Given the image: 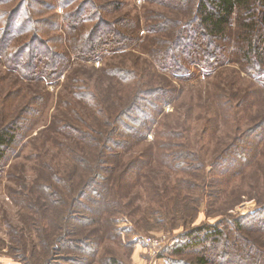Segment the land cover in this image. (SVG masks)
I'll list each match as a JSON object with an SVG mask.
<instances>
[{
    "label": "rangeland",
    "instance_id": "obj_1",
    "mask_svg": "<svg viewBox=\"0 0 264 264\" xmlns=\"http://www.w3.org/2000/svg\"><path fill=\"white\" fill-rule=\"evenodd\" d=\"M196 3L0 0V128L17 130L0 164V264L190 262L195 251L166 249L204 226L221 231L203 250L207 264H264V53L242 59L250 39L237 37L235 22L214 43L217 61L168 52L177 31L184 40L196 32ZM99 22L124 40L77 56ZM86 94L102 101L101 113L121 105L130 114L68 220L89 150L79 135L99 125Z\"/></svg>",
    "mask_w": 264,
    "mask_h": 264
},
{
    "label": "trees",
    "instance_id": "obj_2",
    "mask_svg": "<svg viewBox=\"0 0 264 264\" xmlns=\"http://www.w3.org/2000/svg\"><path fill=\"white\" fill-rule=\"evenodd\" d=\"M257 11L259 13H257ZM193 15L196 31L194 35L191 37L188 36V40H184L185 35L183 31L180 30L179 33L177 31L172 38L173 40L171 41L168 52L175 50L181 54L179 55L175 52L177 55L180 57L183 56L185 59H187V55L185 54L188 52L189 55L197 57V62L201 61L199 58L204 59V56H206L205 58L208 60L217 61L223 54H216L213 47L214 43L217 42V40L222 42V39L226 36V31L228 30L230 32L235 22L238 31L237 37H239V39L245 37L250 39V41H246L247 46L244 47L242 59L248 63L251 62L252 58L256 63L260 62L264 53V48L262 47L263 41L260 37L261 34H264L263 31H260L262 26H264V0H197ZM105 25L99 22L86 38L78 44L76 48L77 56L86 58V60L93 59L97 53L107 50L106 47L109 45L108 42L112 41L119 45L120 40H124V37L117 34L116 30L108 28L106 23ZM75 27V18L70 19V21L65 19V28L67 30H74ZM259 38L260 40H258ZM198 41L203 43V45H199ZM32 49L35 57H45L44 54L46 51L39 50L35 45ZM117 78V81L121 84H130L131 79H126V76L118 77L117 75ZM85 97L87 100H90V106L94 109L89 111L88 114H91L90 117L94 115L92 120H95L99 125L93 127L91 121L88 122L86 132L79 135L82 140L88 142L89 150L87 151L88 156L86 158H84V155L80 157V167L78 170H80V172L84 170L81 175L82 179L79 184L71 185V190H69V204L67 210L70 205L72 207L67 216L68 220H72L71 218H73L72 210L76 202L82 196V190L92 183H97V174L101 168L100 166L103 164L102 158L106 156L108 152L107 148L108 144L111 143V136L119 126H122V122L129 118L130 114L128 113L130 110L129 107L126 108L121 105H116V111L106 107L104 112L101 113V107L103 106L102 101L97 96L93 97L91 94H86ZM134 102H136V100L134 101L133 99L131 102L132 106ZM6 124L7 125L0 128V164L17 137L16 124L12 122ZM142 126L144 127V123ZM94 144L96 145L93 151ZM118 153L119 152H116L115 155L113 154L111 158H116ZM107 170L113 173L116 168L112 163ZM54 181L61 183L57 177H55ZM52 200L53 204L61 206L57 194L53 195ZM66 228L67 226L65 225L59 236L60 239L57 240V243L55 242V247H60V243L64 242V234H68V230L70 229ZM220 236V229L208 226L194 227L182 232L179 237L180 241L176 243V246L173 245L174 247L170 246L167 248L166 252H168L171 257H179L186 252L195 251L196 256L193 257L194 259L190 262H183L181 260L174 262L169 259L165 264H207L206 255L203 253V250L206 247L214 245V243L220 239Z\"/></svg>",
    "mask_w": 264,
    "mask_h": 264
}]
</instances>
